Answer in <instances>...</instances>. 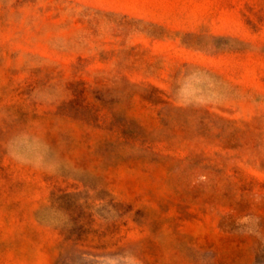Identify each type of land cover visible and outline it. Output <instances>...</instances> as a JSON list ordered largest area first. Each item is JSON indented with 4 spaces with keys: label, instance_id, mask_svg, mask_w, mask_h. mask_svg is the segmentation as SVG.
<instances>
[{
    "label": "rangeland",
    "instance_id": "374dc122",
    "mask_svg": "<svg viewBox=\"0 0 264 264\" xmlns=\"http://www.w3.org/2000/svg\"><path fill=\"white\" fill-rule=\"evenodd\" d=\"M0 264H264V0H0Z\"/></svg>",
    "mask_w": 264,
    "mask_h": 264
}]
</instances>
